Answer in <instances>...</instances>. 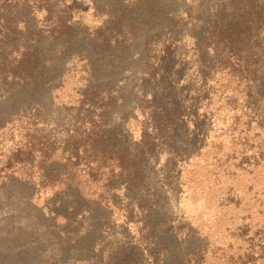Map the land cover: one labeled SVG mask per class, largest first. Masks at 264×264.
<instances>
[{
	"label": "rangeland",
	"instance_id": "1",
	"mask_svg": "<svg viewBox=\"0 0 264 264\" xmlns=\"http://www.w3.org/2000/svg\"><path fill=\"white\" fill-rule=\"evenodd\" d=\"M263 3L88 0L62 29L21 21L6 55L26 46L33 79L0 81V264H116L130 247L133 264H264V110L219 111L206 26ZM168 52L184 83L146 75ZM176 84L199 118L155 137Z\"/></svg>",
	"mask_w": 264,
	"mask_h": 264
},
{
	"label": "trees",
	"instance_id": "2",
	"mask_svg": "<svg viewBox=\"0 0 264 264\" xmlns=\"http://www.w3.org/2000/svg\"><path fill=\"white\" fill-rule=\"evenodd\" d=\"M79 2L82 4H78ZM232 5L234 6L235 4L233 3ZM87 6L88 0H84V2L83 0H0V81L5 79L9 81L33 79L31 74L19 73V71H24L29 65L26 62L25 53L27 56L29 55V49L26 46L22 45L16 51H13L11 61L6 55V50L12 49L14 42L17 40L16 35L19 32L21 21L30 20L34 22L35 19L32 18L41 13L45 14L46 17L54 15V21L51 24H46L47 28L51 29L49 31L62 29L67 21L72 18L71 16L68 17V14L81 12ZM245 6L238 10L245 11ZM239 7L237 6V8ZM250 9L248 15L246 12L236 15L237 20H230L227 17V20L224 21L216 17L206 24L210 31L212 45L216 51L214 54L215 68L212 79H215L217 89L220 87L223 90L216 103L219 105L218 108H221L219 111L234 112L237 109V104L242 100L246 104L250 101L253 103V108L248 106L252 111L256 109L264 110V3L259 8L251 5ZM234 12H237V10H234ZM23 16L26 18H22ZM80 27L86 28L82 22ZM174 58V52L164 53L162 56L163 62L159 59L149 64V70H147L146 75L157 85L159 83L174 85L176 82L177 84L183 82L181 80L183 78L179 73L180 68L177 69L178 63L173 64ZM158 64L163 67L157 66ZM12 67L14 68L13 70ZM174 69L176 75L174 74ZM218 71H220L222 76H219ZM257 86L259 89L255 88ZM260 87H262L263 91L260 90ZM177 90H180L178 91L180 94L178 96L179 101H174L173 105L170 106L165 105L167 113L164 119L157 123V127L154 130L155 137L172 132V130L167 128L172 126L175 128L179 127L177 128L179 132L189 131L191 129L190 121H192L191 114L199 118V111L202 106L181 105L180 98L182 96V101L186 99V102L190 104L193 102L192 100H187L185 87ZM253 91H256L257 94L253 95ZM151 93L155 96L160 95L157 88L152 90ZM160 96L161 98L163 97L162 95ZM173 98H175V95ZM202 101L205 100L202 99ZM154 103L156 102L154 101ZM258 106L260 107L258 108ZM152 109L156 110L155 105L152 106ZM200 121V119L196 120L195 123H200ZM200 124L202 125V123ZM100 135V138L103 139L107 137L103 133ZM95 136L97 137V134ZM103 139H94L93 147L98 148L100 152L105 154H115L113 148L109 149L107 144L96 143L98 141L104 142ZM144 145L147 147L146 142ZM148 149L150 153L154 154L161 150L157 144L153 143L149 145ZM138 161V159H130L128 166L115 165L114 168L119 169L121 175L132 176L135 171L132 168L133 164ZM102 162L106 163L107 159H102ZM138 254H140L139 251L134 247L122 250L119 253V257H116V264H133L135 262L132 259L137 257ZM139 263L141 264V262Z\"/></svg>",
	"mask_w": 264,
	"mask_h": 264
}]
</instances>
